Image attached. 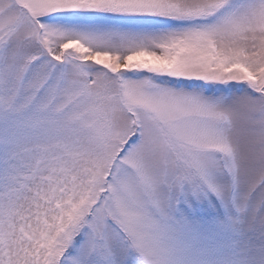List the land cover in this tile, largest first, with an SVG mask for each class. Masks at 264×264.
Segmentation results:
<instances>
[{
  "label": "snow or ice",
  "instance_id": "1",
  "mask_svg": "<svg viewBox=\"0 0 264 264\" xmlns=\"http://www.w3.org/2000/svg\"><path fill=\"white\" fill-rule=\"evenodd\" d=\"M0 264H264V0H0Z\"/></svg>",
  "mask_w": 264,
  "mask_h": 264
}]
</instances>
